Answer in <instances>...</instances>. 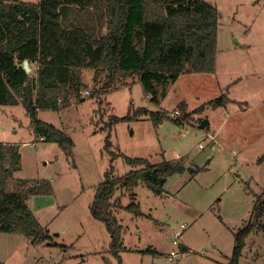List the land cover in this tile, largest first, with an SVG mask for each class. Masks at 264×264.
<instances>
[{"label":"rangeland","instance_id":"rangeland-1","mask_svg":"<svg viewBox=\"0 0 264 264\" xmlns=\"http://www.w3.org/2000/svg\"><path fill=\"white\" fill-rule=\"evenodd\" d=\"M204 1L221 12L214 73L181 74L155 104L131 80L99 99L92 94L99 87L84 70L82 91L90 94L82 92L83 101L74 100L62 110H38L37 119L72 137V158L57 144L39 140L22 104L0 105V142L21 146L22 169L15 177L48 179L54 188L52 195L28 200L54 241L33 245L21 234L0 230V264H117L109 251L110 235L104 223L93 219L90 206L111 165L116 175L132 170L124 156L153 163L182 159L187 170L167 178L163 195L144 183L133 190L142 216L116 210L124 228L123 264L228 263L235 233L250 222L255 195L264 194V0ZM99 13L74 8L66 23L98 29ZM30 67L34 75L37 67ZM222 94L232 101L216 108L206 105ZM132 103L173 120L183 116L181 103L187 112L204 108L183 126L170 119L159 126L141 119L110 130V117L126 115ZM203 120L209 121V130L201 128ZM120 193L114 198L128 205L129 192ZM172 251L178 255L169 260ZM239 264H264V230L248 234Z\"/></svg>","mask_w":264,"mask_h":264},{"label":"trees","instance_id":"trees-1","mask_svg":"<svg viewBox=\"0 0 264 264\" xmlns=\"http://www.w3.org/2000/svg\"><path fill=\"white\" fill-rule=\"evenodd\" d=\"M74 8L80 12L100 10L99 28L66 23ZM220 19L219 9L204 0H0V105L22 104L35 135L57 144L72 158V137L37 119L38 110H62L74 100L83 101L84 70L90 71L92 82L99 87L92 91L99 99L131 80L141 84L151 102L160 104L181 74L216 71ZM25 60L37 67L34 75L24 69ZM231 101L222 94L206 105L216 108ZM178 108L183 116L173 120L162 111L132 103L126 115L110 117L107 125L111 130L121 122L147 119L159 126L170 119L183 126L204 106L192 112H187L185 103ZM110 139L109 132L107 150L112 145ZM20 147L0 142V230L21 234L33 245L53 242L28 204L33 196L54 194L53 185L48 179L15 177L22 169ZM124 159L132 170L116 175L111 165L90 206L93 219L104 223L110 235L109 251L117 264H123L124 228L116 210L142 216L133 190L144 183L155 195H163L167 178L187 170L182 159L158 163L141 157ZM118 190L122 195L129 192L128 205L114 198ZM263 195H255L250 222L235 233L227 264H239L252 230H264Z\"/></svg>","mask_w":264,"mask_h":264},{"label":"built area","instance_id":"built-area-1","mask_svg":"<svg viewBox=\"0 0 264 264\" xmlns=\"http://www.w3.org/2000/svg\"><path fill=\"white\" fill-rule=\"evenodd\" d=\"M82 92H83L85 95H89V94H90V91H89V90H84V91H82ZM82 92H81V93H82ZM179 115H180V112H179L178 110H176V111H175V117L178 118ZM186 132H188V130H186ZM200 147H202V145H200ZM182 227H184V226L182 225ZM180 236H181V232L178 231V232L176 233V239L179 238ZM176 239H175L173 242H174V244L179 245V243L176 241ZM177 255H178V253H177L176 251H172V252L170 253L169 260H173Z\"/></svg>","mask_w":264,"mask_h":264},{"label":"water","instance_id":"water-1","mask_svg":"<svg viewBox=\"0 0 264 264\" xmlns=\"http://www.w3.org/2000/svg\"><path fill=\"white\" fill-rule=\"evenodd\" d=\"M23 65H24L23 66L24 69L29 73L31 71V67H30L29 61L25 60ZM200 126H201L202 129L209 130V121L208 120H203Z\"/></svg>","mask_w":264,"mask_h":264},{"label":"crops","instance_id":"crops-1","mask_svg":"<svg viewBox=\"0 0 264 264\" xmlns=\"http://www.w3.org/2000/svg\"><path fill=\"white\" fill-rule=\"evenodd\" d=\"M39 140H41L40 138H39ZM33 197H35V196H33ZM187 248L190 250L191 248L189 247V246H187ZM245 248V247H244ZM187 251V250H186ZM233 251V250H232Z\"/></svg>","mask_w":264,"mask_h":264}]
</instances>
